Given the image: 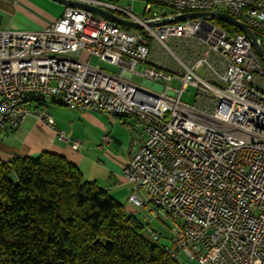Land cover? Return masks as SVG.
I'll return each mask as SVG.
<instances>
[{"label":"built area","instance_id":"1","mask_svg":"<svg viewBox=\"0 0 264 264\" xmlns=\"http://www.w3.org/2000/svg\"><path fill=\"white\" fill-rule=\"evenodd\" d=\"M68 1L139 28L125 30L70 7L38 32L0 28V133L31 116L78 150L47 109L18 106L21 96L34 91L72 99L82 112L116 117V111H129L133 152L122 170L131 190L127 204L134 216L148 206L153 218L171 221L165 254L180 264V256L188 264H264V63L249 39L211 20L148 25L207 13L215 0H140L146 13L154 6L171 11L152 18L137 17L115 0ZM223 1L225 11L217 12L264 36V0ZM194 3H202V11H194ZM240 11H247V19H240ZM92 58L118 68V74L91 66ZM133 77L142 85L132 83ZM172 82L179 87L172 89ZM189 87L196 91L193 106L180 101ZM148 164H156L155 173H148ZM146 236L160 240L149 229Z\"/></svg>","mask_w":264,"mask_h":264},{"label":"trees","instance_id":"2","mask_svg":"<svg viewBox=\"0 0 264 264\" xmlns=\"http://www.w3.org/2000/svg\"><path fill=\"white\" fill-rule=\"evenodd\" d=\"M213 23L240 34L227 23ZM0 264L180 263L148 240L140 217L85 181L63 157L43 153L0 160Z\"/></svg>","mask_w":264,"mask_h":264},{"label":"crops","instance_id":"3","mask_svg":"<svg viewBox=\"0 0 264 264\" xmlns=\"http://www.w3.org/2000/svg\"><path fill=\"white\" fill-rule=\"evenodd\" d=\"M63 10L64 6L50 0L0 1V28L38 32L51 26ZM50 104L45 109L55 121L56 129L69 141L78 142V150L72 149L71 142L64 144L58 141L52 131L28 116L16 130L0 133V160L10 162L17 158H36L43 153L61 156L80 171L85 181L96 183L118 202L121 201L118 198L124 194L123 190H130L122 176L133 152L132 137L126 127L128 121ZM104 136L110 137V143L103 144ZM126 211L135 212L129 205Z\"/></svg>","mask_w":264,"mask_h":264},{"label":"rangeland","instance_id":"4","mask_svg":"<svg viewBox=\"0 0 264 264\" xmlns=\"http://www.w3.org/2000/svg\"><path fill=\"white\" fill-rule=\"evenodd\" d=\"M102 1H108V0H102ZM115 4L120 7L121 9H125V10H130L131 14L137 16V17H149L152 18L153 16H163V15H167L169 14L171 11L168 10L167 8L161 7V6H154L150 13H146L145 12V3L140 1V0H118L117 2H115ZM220 10V9H219ZM125 30H132L131 28H127V27H123ZM134 30H138V29H134ZM262 45L264 47V37L261 40ZM82 59V58H81ZM90 64L91 66L94 67H98L99 69L105 71L108 74H111L113 76H116L118 74V68L111 66L107 63H99L96 59L92 58L90 60ZM200 75L202 74L201 71L198 72ZM132 83L135 84H140L142 85L143 80L138 79L136 77H133V79L131 80ZM170 87L172 89H177L179 87L177 82H172L170 83ZM195 94L196 91L194 88L189 87L188 89H186L183 94L180 97V101L188 104L190 106H193L195 104ZM47 106H50L51 104L49 102H46ZM65 108V107H64ZM67 109V108H66ZM124 194L122 196H120L121 201H119V204L122 205L125 209L127 207V198L131 193V190H123ZM116 200V199H115ZM150 207H146L140 214V218L143 222V224L146 225V229H149L153 232H155L160 240H159V244L165 246V247H170L171 246V228H172V224L171 221L169 220H160V219H155L152 217V215L150 214ZM133 209V208H131ZM133 211H135L133 209ZM132 212V210H131ZM134 213V212H133ZM132 214V213H130ZM148 240H151V238H148ZM181 261L183 264H188V261L186 258H184L183 256H180ZM193 264H196V262H193Z\"/></svg>","mask_w":264,"mask_h":264},{"label":"water","instance_id":"5","mask_svg":"<svg viewBox=\"0 0 264 264\" xmlns=\"http://www.w3.org/2000/svg\"><path fill=\"white\" fill-rule=\"evenodd\" d=\"M50 1L57 3L59 5H62L64 7L79 8V9L92 12L94 14L103 16L106 19L110 20L111 22L119 26H122V27H127V28H132V29L139 28V26L136 23L122 19L112 13H109L97 7H93V6H89V5H85V4L77 3L73 1H68V0H50ZM194 19H203V20H211V21L217 20V21L227 23L231 25L232 27H235L249 39V41L252 44L253 50L256 52L258 57L264 63V52L254 32L250 28H248L245 24H242L235 18H232L221 12L213 11V12H207V13H188V14L175 15L169 18H163L158 23L156 22L148 23V25L157 27V26L169 25V24H174L176 22H183L185 20H194Z\"/></svg>","mask_w":264,"mask_h":264},{"label":"bare ground","instance_id":"6","mask_svg":"<svg viewBox=\"0 0 264 264\" xmlns=\"http://www.w3.org/2000/svg\"><path fill=\"white\" fill-rule=\"evenodd\" d=\"M220 9V10H219ZM194 11H202V3H194ZM225 11L223 0H215L208 4V12ZM240 19H247V11H240ZM46 102L59 104L61 106L82 110L81 105L73 103L72 99L57 97L56 92L34 91L33 96H21L18 99V106L28 107L37 106L45 109ZM116 117L120 119H129V111H116ZM156 164H148V173H155ZM155 242L153 239H151Z\"/></svg>","mask_w":264,"mask_h":264}]
</instances>
